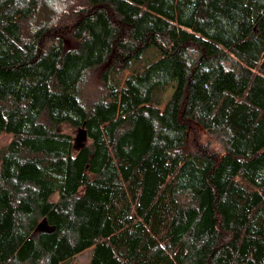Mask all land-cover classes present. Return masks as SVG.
<instances>
[{
    "label": "trees",
    "instance_id": "obj_1",
    "mask_svg": "<svg viewBox=\"0 0 264 264\" xmlns=\"http://www.w3.org/2000/svg\"><path fill=\"white\" fill-rule=\"evenodd\" d=\"M0 135V264H264V0H0Z\"/></svg>",
    "mask_w": 264,
    "mask_h": 264
},
{
    "label": "rangeland",
    "instance_id": "obj_2",
    "mask_svg": "<svg viewBox=\"0 0 264 264\" xmlns=\"http://www.w3.org/2000/svg\"><path fill=\"white\" fill-rule=\"evenodd\" d=\"M95 80H97V78L92 79L91 82L93 83V81ZM178 91H179L178 85L176 83L173 84V86L164 95L161 105L159 107L150 108L151 116L155 119L160 120L163 123L164 129L161 133V138L169 142L170 144L181 141L183 137L182 134L172 126V118L176 108ZM135 93L137 94V97L139 99L138 106L139 107L148 106V98L139 92H135ZM58 131L64 134H68L73 138H75L77 134L76 129L67 126L60 127ZM196 133H197L196 143H198V131H196ZM10 140L11 138L9 136L0 135V149L1 150L4 149L7 146V144L10 142ZM89 257H90V251H85L82 254L78 255L72 261L71 264H88Z\"/></svg>",
    "mask_w": 264,
    "mask_h": 264
}]
</instances>
